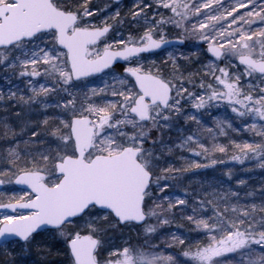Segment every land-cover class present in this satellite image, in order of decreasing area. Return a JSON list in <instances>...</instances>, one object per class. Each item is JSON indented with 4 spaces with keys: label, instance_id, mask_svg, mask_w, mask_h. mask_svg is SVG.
<instances>
[{
    "label": "snow or ice",
    "instance_id": "6c2138e0",
    "mask_svg": "<svg viewBox=\"0 0 264 264\" xmlns=\"http://www.w3.org/2000/svg\"><path fill=\"white\" fill-rule=\"evenodd\" d=\"M119 4L0 0V70L10 85L25 82L7 99L0 92L5 111L20 109L15 122L0 120V186L23 193L0 200L12 257L0 264H16V250L27 255L38 237L60 245L61 264H264V184L224 188L231 169L191 194L171 183L223 164L230 149L232 161L264 172V0H133L124 16ZM178 46L195 49L185 59L201 67L188 71L171 54L149 62ZM213 108L224 117L184 134ZM182 117L176 143L165 142ZM241 126L251 138H230ZM177 212L195 238L172 233L161 250L158 226ZM177 244L182 259L165 254Z\"/></svg>",
    "mask_w": 264,
    "mask_h": 264
},
{
    "label": "rangeland",
    "instance_id": "374dc122",
    "mask_svg": "<svg viewBox=\"0 0 264 264\" xmlns=\"http://www.w3.org/2000/svg\"><path fill=\"white\" fill-rule=\"evenodd\" d=\"M93 3H94V5L99 6L100 8H104L105 6H112L111 11H113V12L116 11V7L114 6L115 2H113L112 0H93ZM132 3H133V0H122L120 2L119 8H120V12H121L122 16L127 14L129 8L132 7ZM124 33H125V35H127V26L124 29ZM169 36L174 37L177 35H176V33L173 32V33H170ZM191 43L192 42L189 41V44H191ZM195 51L196 50L191 48V47H184V46L171 47V48H168L165 50H161L158 55L150 56L148 58V60H149V62L156 61L159 63V62H162V61L169 59V56L171 54L172 56L179 59L180 64L186 70L195 72L196 69L200 68L201 66L197 63H190L188 60L185 59V57H191V60L195 61L196 56L193 55V53ZM17 86H18V88H17ZM10 87L13 90H18V94H19V92L23 91V89L25 88V82L22 80L14 79L12 84L10 85L6 79L4 72L2 70H0V92L3 93L5 99H7L8 95H9V88ZM8 107L11 108L12 110L11 111H5V105L3 103H0V120L7 117L11 121L15 122V112L20 111V109H16L14 107V105H9ZM185 107L187 108L188 106L185 105ZM24 111L26 113L29 112L28 109H24ZM32 112L35 113V110H32ZM224 115H225V109L220 108L219 110H217V109L213 108L209 112H205L202 114V119L207 122L206 124H203L202 126H197L195 123H193L191 125V128L187 129L184 132V134L187 135V134H189V132H196L198 127L214 126L215 119L218 117L223 118ZM229 115H230V113H229ZM32 118L33 119H40L41 117L33 114ZM235 123L239 124V121H235ZM183 126H184V118L182 117L180 124L177 125V128H174L172 131H168L167 129L164 130V132H163L164 141L168 142L170 140L172 142V144H175L177 141V136L179 134L177 129L180 127H183ZM242 127L243 126H241L240 131H235V130L230 131L228 134L229 137L234 138L238 141H243V140H245V138L250 139L252 136V133L244 132L242 130ZM159 136H160V133H158V132L154 131L152 133V138H156ZM202 138H204V137H202ZM219 141L220 142L223 141V143H229V140L223 136L219 137ZM208 143L210 144L211 142L208 141ZM158 147H160V146H158ZM184 155L188 156V153L185 152ZM217 155L219 156V154H217ZM231 156H232V151L230 149L228 155L220 157L224 161L223 164H218V168L216 165L215 168L209 167L207 169H200L202 171V174H200V175L197 174L195 176L191 175L189 178H186L185 181L188 183L186 185H189V187H190L192 185V182L193 183L198 182V183H201L202 186H208V184L210 183V180L207 178L208 175L206 174V171L209 173V176H211L212 179H215V177H213V174L217 173L218 174L217 180H223V179H226L224 174L227 171H229V169H231V171L233 172V174L236 178L233 179V181H231V183H230L231 185H229L228 183H225V184H223V187L224 188L231 187L234 189L236 186L237 180H239V176L237 175V170L235 169V166H237V165L234 161L231 160ZM165 157L167 158V160L169 162L174 163L176 165V167H182L184 164V161L179 158L178 152L175 155H169L167 153V151L165 150ZM199 159L204 164H210V161L205 160L203 157H201ZM250 163H248V164L251 165ZM253 165H255V164L252 163V166ZM245 169H246V167L242 166V171H244ZM253 172H255V171H253ZM257 172H260V176L264 177V172H262L260 169ZM240 178H242V177H240ZM173 182L174 181H171V183H173ZM196 189H197V187H196ZM198 190L199 189H197V192H198ZM173 191L176 194H178L176 192L175 187L173 188ZM14 194L15 195H22L23 193L20 189L16 188L13 184L5 183L4 185H2L0 187V200L9 199ZM169 218L171 220L173 217L170 216ZM153 223H155V221H153ZM168 226H170V224L159 225L158 226L157 239L153 241V243L160 244L162 246L161 250H163V248H166L168 246L167 243H165L166 241L171 242V234L172 233H171V230H168V229H170V228H168ZM116 235L119 237L120 232L118 231L116 233ZM122 238L123 239H131L132 242L135 244L136 238H137V233L135 230L129 231L128 229H124ZM117 242H119V240ZM37 245L39 247H37ZM176 246L178 247V244ZM176 246L169 249V251L165 254L175 253L177 256H181L179 253H177ZM9 247L10 246L5 247V246H3V244L0 245V261L12 258L11 256L5 255V253H7L9 251ZM40 249H45L47 254L42 255L40 253ZM59 250H60V245H58L56 241L51 240V239L46 238V237H43V238L38 237L37 241H36V245L33 246L31 251L27 255L20 254L19 250L18 249L16 250V257H15L16 264H61L62 256L58 255ZM182 258L183 257L181 256V259Z\"/></svg>",
    "mask_w": 264,
    "mask_h": 264
},
{
    "label": "trees",
    "instance_id": "16d2710c",
    "mask_svg": "<svg viewBox=\"0 0 264 264\" xmlns=\"http://www.w3.org/2000/svg\"><path fill=\"white\" fill-rule=\"evenodd\" d=\"M245 139H247V138H245ZM240 142H242V141H240ZM248 163H250V162H246L244 165H240L239 163H236L237 166H235V169L237 170V175L239 176V179H243V180L247 181L249 188H252V187L258 188L259 186L264 184V177L260 176V172H257L259 170V167L257 165L252 166V163H250L251 165H249ZM242 166L246 167V169L244 171H242ZM217 168H218V164H217ZM193 171L195 172V174H193ZM193 171L178 174V179L173 182V185L176 188V192L179 195L182 196L183 193H185V192L191 194L194 191L197 192V189L200 190L201 187H207V186H202L201 183H198V182H195V183L192 182V185L190 187H189V185H186V184H188L185 181L186 178H189L191 175L195 176L197 174L198 175L202 174L201 170H193ZM253 171H255V172H253ZM206 174L208 175L207 178L210 180V182L217 181V179H218L217 173L213 174V177H215V179H212L211 176H209V173L207 171H206ZM240 177H242V178H240ZM229 185H231V184H229ZM236 186H237V183H236ZM236 186H235V188H236ZM196 187H197V189H196ZM199 190H198V192H199ZM242 195H243V193H242ZM190 198H191V196H190ZM168 228H170L168 230H171V233H175L176 235H183L184 237H186L188 239H194L195 238V233H193L191 231L192 225L189 224L186 219H183L181 217V215L179 214V212H177L175 217H173L171 219V223H170V226H168ZM176 251H177V253H179L181 255V250H180L179 245H178V247L176 246Z\"/></svg>",
    "mask_w": 264,
    "mask_h": 264
},
{
    "label": "flooded vegetation",
    "instance_id": "af4514ba",
    "mask_svg": "<svg viewBox=\"0 0 264 264\" xmlns=\"http://www.w3.org/2000/svg\"><path fill=\"white\" fill-rule=\"evenodd\" d=\"M171 48V47H170ZM168 49V48H167ZM165 50V49H164ZM15 186V185H14ZM16 187V186H15ZM16 188H18V187H16ZM18 189H20L21 190V188H18ZM10 199V198H9ZM9 199H5V200H3L4 202H7ZM3 244V242L0 244V245H2Z\"/></svg>",
    "mask_w": 264,
    "mask_h": 264
},
{
    "label": "water",
    "instance_id": "95a60500",
    "mask_svg": "<svg viewBox=\"0 0 264 264\" xmlns=\"http://www.w3.org/2000/svg\"><path fill=\"white\" fill-rule=\"evenodd\" d=\"M178 38H170V40H172V41H176ZM3 240L2 239H0V242H2Z\"/></svg>",
    "mask_w": 264,
    "mask_h": 264
}]
</instances>
